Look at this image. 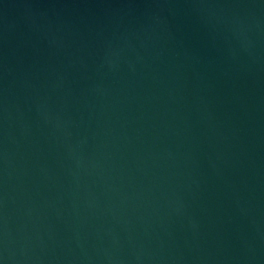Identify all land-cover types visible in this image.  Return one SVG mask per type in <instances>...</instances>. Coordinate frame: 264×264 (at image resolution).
<instances>
[{"label":"water","instance_id":"obj_1","mask_svg":"<svg viewBox=\"0 0 264 264\" xmlns=\"http://www.w3.org/2000/svg\"><path fill=\"white\" fill-rule=\"evenodd\" d=\"M0 264H264V0H0Z\"/></svg>","mask_w":264,"mask_h":264}]
</instances>
